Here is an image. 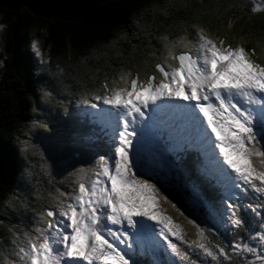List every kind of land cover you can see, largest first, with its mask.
I'll return each instance as SVG.
<instances>
[{
	"label": "snow or ice",
	"instance_id": "6c2138e0",
	"mask_svg": "<svg viewBox=\"0 0 264 264\" xmlns=\"http://www.w3.org/2000/svg\"><path fill=\"white\" fill-rule=\"evenodd\" d=\"M251 12L264 13V0H252ZM193 27V40L178 41L187 50L175 51L174 43L164 62L143 78L128 70L119 76L122 86L106 79L91 98L84 94L82 104L96 110L91 115L108 129L109 151L69 174L72 191L60 193L53 207L38 213L33 228L23 234L15 226L9 229L11 247L7 254L0 250V264H135L128 253L136 243L149 252L163 250L174 258L170 264H205L200 257L210 264H264V221L261 231L245 229L247 241L214 243L211 229L188 219L141 167L138 137L152 129L146 117L167 111L159 142L177 154L190 147L211 154L220 177L230 182L221 207L207 206L210 218L226 219V228L239 230L245 223L240 201L250 191L264 198V62L253 58L255 47L232 45ZM163 40L167 44V36ZM32 48L40 54L37 42ZM163 205L187 220L196 239L186 241L183 227ZM247 208L261 215L257 209H264V199Z\"/></svg>",
	"mask_w": 264,
	"mask_h": 264
},
{
	"label": "trees",
	"instance_id": "16d2710c",
	"mask_svg": "<svg viewBox=\"0 0 264 264\" xmlns=\"http://www.w3.org/2000/svg\"><path fill=\"white\" fill-rule=\"evenodd\" d=\"M251 7L252 0H122L99 5L77 23L0 7V250L11 247L10 228L30 230L38 213L72 191L66 128L86 92L91 98L106 79L116 86L113 80L128 70L152 71L180 37L194 39V25L229 43L250 44L263 57L264 13ZM163 207L170 215V205ZM237 232L224 236L247 241L244 227Z\"/></svg>",
	"mask_w": 264,
	"mask_h": 264
},
{
	"label": "water",
	"instance_id": "95a60500",
	"mask_svg": "<svg viewBox=\"0 0 264 264\" xmlns=\"http://www.w3.org/2000/svg\"><path fill=\"white\" fill-rule=\"evenodd\" d=\"M112 1L122 0H0V7L7 10L25 8L36 17L77 23L88 18L99 5Z\"/></svg>",
	"mask_w": 264,
	"mask_h": 264
},
{
	"label": "rangeland",
	"instance_id": "374dc122",
	"mask_svg": "<svg viewBox=\"0 0 264 264\" xmlns=\"http://www.w3.org/2000/svg\"><path fill=\"white\" fill-rule=\"evenodd\" d=\"M230 44L235 45L234 43H231V42H230ZM242 45H243L245 48L249 49V45H250V44H249V45H248V44H242ZM247 45H248V46H247ZM38 46H39V49H40V54L38 55V57L41 58V53H42V51H41V48H40V45H39V44H38ZM262 49L264 50V48H262ZM263 54H264V53H263ZM257 57L260 58V59H262L260 55H257ZM257 57L255 56L254 58H255V59H258ZM258 60H259V59H258Z\"/></svg>",
	"mask_w": 264,
	"mask_h": 264
}]
</instances>
